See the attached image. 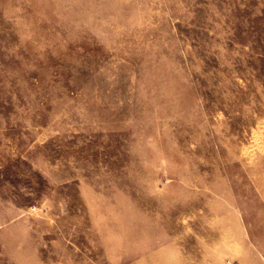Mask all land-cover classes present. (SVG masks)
I'll return each instance as SVG.
<instances>
[{
	"label": "rangeland",
	"instance_id": "1",
	"mask_svg": "<svg viewBox=\"0 0 264 264\" xmlns=\"http://www.w3.org/2000/svg\"><path fill=\"white\" fill-rule=\"evenodd\" d=\"M0 264H264V0H0Z\"/></svg>",
	"mask_w": 264,
	"mask_h": 264
}]
</instances>
